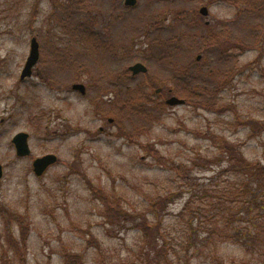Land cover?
Returning <instances> with one entry per match:
<instances>
[{
  "label": "rangeland",
  "instance_id": "374dc122",
  "mask_svg": "<svg viewBox=\"0 0 264 264\" xmlns=\"http://www.w3.org/2000/svg\"><path fill=\"white\" fill-rule=\"evenodd\" d=\"M80 1L0 0V162L5 167L0 181V264H22V256L26 264H164L156 247L162 243L157 241L160 232L154 229L146 236L140 228L146 217L155 221V213H159L157 223L165 229L167 246H174L185 263L186 253L180 244L186 239V227L177 214L193 194L194 211L203 208L211 216L206 201L227 183L226 173L212 181L220 169L213 157L220 151L211 135L241 145L250 159L264 162V19L228 0H140L136 9L127 11V25L122 31L116 30L129 43L130 58H109L104 71L114 76L116 91L117 76L146 59L150 62L148 75L139 76L133 83L154 79L150 94L140 96L134 88L102 95L89 86L82 96L71 86L90 85L97 76L93 63L84 61L77 66L69 64L72 69L61 73L59 63H55L56 69L53 65L50 68L56 74L50 78L38 77L35 73L39 69H34L32 78L21 81L34 36L41 44L44 61L52 59L53 52L62 54L61 49L70 42H78L71 46L73 54L79 48L86 50L83 43L73 39V23H79L80 18L69 20L66 11L73 3L74 12ZM109 2L98 0L102 19L111 9ZM84 3L88 8L92 0ZM204 5L210 8L213 28L219 22L223 25L225 19L229 31L224 32L237 40L238 46H223L225 57L221 61L219 49H202L204 42L193 39L187 45L196 46L194 50L177 57L180 66L189 62L191 69H202L206 74L215 71L213 78L205 79L209 85L199 84V91L208 92L205 100L216 109L196 106L198 99L196 103L168 106L166 100L171 95L167 91L176 77L174 69L158 61L163 47L139 37L138 27L161 16L170 23L187 12L181 10L199 13ZM92 14L85 9L80 17L88 22ZM257 24L256 42L257 33L254 35L252 28ZM174 32L169 35L164 31L165 38ZM202 33L195 34L204 36ZM201 50L204 59L193 64ZM159 87L164 88L161 94L156 93ZM131 95L136 103L142 97L144 106L145 97L152 104L142 106L143 113L138 115L139 107L132 104ZM65 125L78 128L66 140ZM101 127L107 133L102 134ZM19 132L30 134L32 155L28 158L16 156L12 139ZM154 152L161 153L164 161L187 167L191 185L181 184L177 174L163 165V160L158 161ZM47 153L57 154L59 162L43 177H37L33 161ZM169 193L164 205L153 206L152 202ZM199 229L205 230L204 225ZM22 238L21 256L14 239L22 243ZM213 250L217 249H205L201 255L191 250L190 264H241L242 259L251 258L245 249L224 243L216 262ZM174 253L169 250L171 257ZM250 263L264 264V258L252 256Z\"/></svg>",
  "mask_w": 264,
  "mask_h": 264
},
{
  "label": "trees",
  "instance_id": "16d2710c",
  "mask_svg": "<svg viewBox=\"0 0 264 264\" xmlns=\"http://www.w3.org/2000/svg\"><path fill=\"white\" fill-rule=\"evenodd\" d=\"M84 1L85 0H82V2L78 4L79 7H82V11L87 9V11L91 12V6L88 5V8H86V3H84ZM235 1L242 5L244 11L256 14L264 19V0H228L232 5L237 6ZM71 6L73 7V4ZM236 19L237 18L235 17L233 21H236ZM84 24L85 25L80 27L82 35L88 34V31L92 26L90 21L84 22ZM226 24L222 27L224 31L229 28V25ZM259 30L260 26L258 24L252 28V33L254 35L255 32L257 33L256 42ZM164 31L168 32L170 35V32H173L174 29L173 27L163 29L162 39L157 42L156 46L163 47V50L159 51V56L161 57L158 61L165 62L174 69L173 73L176 77L173 78L174 83L172 84L175 88V93L172 94V96L174 95L183 98L187 102L190 101L192 103H196L195 100L198 99V102L195 104L196 106L216 109L213 108L214 106L209 105V102L205 100L208 92L205 90L199 91V84L203 83L204 85V82H206L207 85H209V82L205 81V79L213 78L212 76L215 71L211 69L209 73L206 74L202 69H191L192 65L189 62H185L181 66L178 65L179 58L177 55L179 53L189 54L196 46L188 44L187 46L182 45L178 47L174 43V37L170 36L171 38L169 39L165 38ZM224 31L217 34L215 41H206L203 36L200 39H197L195 33L202 32L196 29L193 31V38L196 39L198 43H201V41L204 42L202 49L217 47L220 50V60L223 61L222 57H225V53L223 52L224 49H222V47L224 46L225 49H227V47L232 49L235 46H238V41L235 40V42L231 40L230 35ZM200 52L205 53L204 50H201ZM196 62L197 60H195L193 64ZM54 68L56 69L55 66ZM49 70L51 75L56 74L54 71H51V69ZM38 77L45 78L42 74H38ZM47 78H50V76ZM147 81L146 86L148 88L143 90L141 88V83L128 85L131 86V89L135 88V90H137L135 93L141 96V94H150V90L152 91L155 88L154 79L151 78ZM48 84L56 86L55 82H49ZM133 96L134 95H131V99ZM139 99L140 101L138 103L133 99L131 100L134 106L138 105L139 107L136 111L138 115L143 113V98L139 97ZM147 101L148 100L144 97V106L152 104V101ZM211 136L214 144L220 151L219 155L213 157L215 160L217 159L219 161L220 169L213 176L212 181L216 182L215 179H218L226 173L227 183L222 189H219V193L216 194L215 197L212 196L210 200L206 201V205L210 208L211 216H207L206 210H203V208L194 211V199L196 198V195L193 194L188 197L182 210L177 214L178 217L182 219V224L186 227V239L180 244L186 253L185 263L180 258L174 246H167L169 243L167 242V238H165V229L157 223L159 213L154 214L155 221L146 217L144 218V222H142L143 224L140 225V228L144 231V235L146 236L152 233L154 229H157L158 233L160 232L157 241L161 240L162 243L161 245L159 244V246L156 244V247L157 249L159 248L158 250L161 252L160 258L164 264H190L191 250L194 251V254L201 255L204 253L203 250L212 249V247L217 249L216 251L213 250L212 257L214 258V261L218 262L220 261L218 251H220L221 245L224 243H231L238 248L245 249L248 252V257L251 256L252 258V256L258 255L259 257L264 258V162L258 159H250L245 152H243V148L239 144L231 143L221 136ZM154 155L158 158V161H164V157L161 153L154 152ZM163 165L167 166L177 174L181 184L186 186L191 185V175L190 171L187 170V167H182L174 161H164ZM170 195L171 193L162 196L161 200H155L152 202L153 206L157 208V206H159L158 203H160V206L164 205V203L170 199ZM155 211L160 212L156 209ZM205 218L207 220H205ZM203 225L205 230L199 232V228H203ZM14 243L17 245L21 256L24 255L23 238L22 243H19L17 239H14ZM169 250L175 251L174 257H171ZM251 258L248 260L242 259L240 262L241 264H251ZM26 263L27 261L22 256V264Z\"/></svg>",
  "mask_w": 264,
  "mask_h": 264
},
{
  "label": "flooded vegetation",
  "instance_id": "af4514ba",
  "mask_svg": "<svg viewBox=\"0 0 264 264\" xmlns=\"http://www.w3.org/2000/svg\"><path fill=\"white\" fill-rule=\"evenodd\" d=\"M139 1L140 0L136 1L135 6H128L126 4V0H110L109 3H111V9L109 12H107V17L105 19H102V17H101L102 13L100 12V6L98 5V0H92V4H90V6H91V12L93 11V14H92L91 19L88 20L92 23V26H91V29L88 31V34H85V35L84 34L82 35V33L80 32V30H81L80 27L85 25L84 22L82 21V18L80 17L82 7H74V12H73V7L71 6L73 3L69 4L68 8H66V11L70 13V14H68V17L70 15L69 20H73V19L77 20L80 18L79 23L76 22L74 24V26L76 28H74V31H73V34H74L73 39L75 41H79L81 44L83 43L86 47V50L84 51V50L80 49L78 46L79 50H75V54H73L71 46H75L76 43H78V42H76L75 44H72L70 42L69 45H64L63 49H61L62 54L55 55V52H53V58L50 59L51 57L49 56L50 58H47V60L44 61V59H43L44 56L42 54L41 44L39 42L40 59H39L37 65L34 67V69H36V70L39 69V71L35 73V71L33 69V76H34V73L36 75L42 74L44 77L51 76L49 69H51L50 66L52 65V63L54 66H55V63H59L60 73H61L63 71L65 72L66 68H68V67L70 69H72L70 67L71 65L69 66V64L74 63L72 65L77 66V63H81V61H84L87 63H93L92 67H93V69H95L97 76L92 77L93 81H92V83H90V85H86L84 83H74L71 86V89L73 90V86L75 84H83L86 87V94H87L89 86L92 87L94 90H96V92L98 94L110 95L111 93H115L116 92L114 90L115 89V87H114L115 83L113 81L115 78L113 79L114 76L111 77L110 73L108 71H104V70H105L106 66L108 67V65H106V64L110 63L109 58H114V59L116 58L117 60H122V61H123V59L130 58L131 50L129 48V43L124 41L125 37L123 36L122 33L116 34V30L120 29V31H122V27L123 26L125 27L127 25V24L124 25V23L126 21L129 22V19L126 16L127 11L136 9L139 5ZM161 1L163 2V0H158V2H161ZM164 1L166 3H170V1H168V0H164ZM81 2H82V0L79 3H81ZM171 4L173 6V3H171ZM236 4H237V6L241 5L237 2H236ZM233 6H235L237 8L236 5H233ZM203 7L208 8V15L207 16H203L200 12ZM182 11H187V12H185L184 14H179L173 20V22H170V23H167V18L163 19L161 16V17H156L155 21L152 23L149 22V23L139 25L138 36L139 37L145 36L146 39L148 38V41L150 42V44L155 45V44H157L158 41H160L162 39L163 29L173 27V29L175 31V33L172 35V37H174V43L176 44V46L180 47L182 45L187 46V43L194 39L193 38V31L196 29H198L200 32H203V34H204L203 38L206 39V41H209V40L215 41V39L217 38L216 37L217 34L218 33L220 34L222 31H224L222 29V27H223V25L226 24L225 19L222 20L224 22L223 25H222V22H219L218 26L216 28H213L215 25H214V22H212L209 19L210 18L209 6H206V5L202 6L199 10V13H196L195 11L192 12V11H190V9H187V10L183 9V10H181V12ZM204 18H206L205 22L203 21ZM68 33H70V32L68 31ZM201 37L202 36L197 35V39H200ZM33 38H37V37L34 36ZM132 41H134V40H132ZM143 51L147 52V49H143ZM148 56L150 57V55H148ZM153 59H154V57H153ZM202 59H204V54L201 53L197 56L196 60H197V62H200V61H202ZM42 62L45 63V65L41 66L40 63H42ZM137 63H143L146 66H148V64L150 62L147 61L146 59H143V61H138L135 64H137ZM37 66H39V67H37ZM79 67L82 68V66H80V65H79ZM148 73H149V71H148ZM148 73L133 75L130 72V66H129L128 70L124 74L121 73V74H119V76H117V78L119 79V82L117 81V86L115 85L117 92H124V91L130 90L131 86L128 84H135V83H133V81H135L136 79L138 80L139 76L143 77V76L148 75ZM105 80H106V82H105ZM146 81L144 83H141L142 84V87H141L142 90L148 88L146 86ZM104 84L108 85V86L105 87V86H103ZM121 89H125V90H121ZM158 89H160L161 91L157 92ZM73 91L76 92L75 90H73ZM163 91H164L163 87H159L156 89V93H158V94L163 93ZM167 93L172 96V94L175 93V88L173 86L168 88ZM108 101L112 102L110 99ZM109 122L113 123L114 120L109 119ZM65 126H67V128L64 131L63 136L66 140L67 135L69 133L77 132L78 128L73 127L72 125H65ZM100 132L102 134L105 132L107 133V130L104 127H101ZM29 142H30V139H29ZM47 154H55V153H47ZM55 155H57V154H55ZM75 157H78V154H76ZM58 162H59V156H58ZM58 162L56 164H58Z\"/></svg>",
  "mask_w": 264,
  "mask_h": 264
},
{
  "label": "water",
  "instance_id": "95a60500",
  "mask_svg": "<svg viewBox=\"0 0 264 264\" xmlns=\"http://www.w3.org/2000/svg\"><path fill=\"white\" fill-rule=\"evenodd\" d=\"M137 0H126V4L128 6H135ZM201 14L203 16L208 15V8L203 7L201 9ZM40 59V45L37 38H32L30 43V51L29 56L26 60L24 68L21 72L20 79L24 81L27 78H31L33 75V69L37 65ZM130 71L133 75L138 74H146L148 73V67L143 63H137L130 67ZM73 90L79 92L81 95H86V87L83 84H75L73 86ZM161 90L158 89L157 92ZM166 104L172 107L181 106L186 104V100L173 96L170 97ZM30 134L27 132H19L14 136L12 139V143L15 146L16 155L19 158H27L30 157L32 154V150L30 147ZM58 162V156L55 154H46L44 156L38 157L33 162V172L37 177H42L48 169L55 165ZM5 174L4 165L0 162V180L3 179Z\"/></svg>",
  "mask_w": 264,
  "mask_h": 264
}]
</instances>
